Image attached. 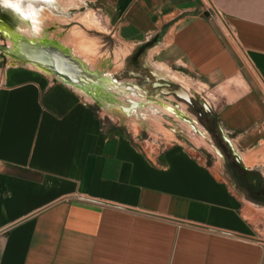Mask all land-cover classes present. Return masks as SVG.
Wrapping results in <instances>:
<instances>
[{"label": "crops", "instance_id": "crops-1", "mask_svg": "<svg viewBox=\"0 0 264 264\" xmlns=\"http://www.w3.org/2000/svg\"><path fill=\"white\" fill-rule=\"evenodd\" d=\"M92 1L132 50L207 86L235 175H264V0ZM25 63L0 84V264H264V204L220 157L141 143Z\"/></svg>", "mask_w": 264, "mask_h": 264}, {"label": "rangeland", "instance_id": "rangeland-1", "mask_svg": "<svg viewBox=\"0 0 264 264\" xmlns=\"http://www.w3.org/2000/svg\"><path fill=\"white\" fill-rule=\"evenodd\" d=\"M31 2L37 9L35 22L27 18L30 22L27 23L17 17L15 32L5 38L0 35L1 45L14 50V42L23 35L36 42L53 43L79 58L87 71L101 76L102 82L90 90L80 86L76 88L101 112L107 124L132 131L130 135L141 143L156 139L164 144L181 142L211 160L219 161L220 157L226 173L244 192L242 182L234 173L236 161L227 149L229 136L219 130L215 116L209 113L208 110H212L206 100L209 89L201 80L188 73L187 69L174 65L163 64L170 72L159 70L155 63L160 64L158 60L162 57L153 54L146 45L132 50L131 45L123 43L109 27L97 2ZM28 3L29 0H23L22 7L26 8ZM133 51L138 54L129 55ZM20 64L26 63L0 51V84L7 68ZM176 75L183 83L175 79ZM165 83L169 84L165 86L168 88L163 87ZM180 88L188 92L189 100L177 94ZM251 178L264 187V175L260 172L255 171Z\"/></svg>", "mask_w": 264, "mask_h": 264}, {"label": "water", "instance_id": "water-1", "mask_svg": "<svg viewBox=\"0 0 264 264\" xmlns=\"http://www.w3.org/2000/svg\"><path fill=\"white\" fill-rule=\"evenodd\" d=\"M21 38V37H19ZM21 39H19L20 41ZM18 41V40H17ZM2 50H4L6 53H9L10 55L17 57L23 61H30L37 63L39 66H43L45 69H54L55 66H60L62 63V60L65 59V67L63 70H72L74 71L72 74H75L74 76L83 75V71L81 70L82 66L81 64L74 59L70 53L62 51L59 47H56L53 43L49 42H43L42 44L36 43V42H25L23 44L17 43V50H11L7 46H2ZM54 72V70H53ZM62 79L73 83L74 85L78 86L77 80H72L70 77H66L68 74L62 71L56 72ZM76 79V78H75ZM168 86L169 84L165 83L164 86ZM177 94L179 96L185 98L186 100H189L188 92L184 89L180 88L179 91H177ZM207 105V103H206Z\"/></svg>", "mask_w": 264, "mask_h": 264}, {"label": "flooded vegetation", "instance_id": "flooded-vegetation-1", "mask_svg": "<svg viewBox=\"0 0 264 264\" xmlns=\"http://www.w3.org/2000/svg\"><path fill=\"white\" fill-rule=\"evenodd\" d=\"M17 17L19 19H23V21H25V22L27 21V18H23V17L19 16V14L13 12L11 9H5V8H3V11L0 12V35H1V37L5 38V36H9L12 31L15 32L16 29H14V28L17 27V25H16L17 24ZM27 23H30V22L27 21ZM21 37H23V35H21ZM24 37H26V36H24ZM19 39L20 38H18V41H19ZM18 41L14 42V45H15V49L14 50H17V43H18ZM28 41H30V42H33V41L36 42V40H28ZM37 43L42 44L41 42H38V41H37ZM1 46H5V45H1L0 44V51L5 52L4 50L1 49ZM137 48H139V47H137ZM137 54H138L137 51H136V53H135V51H133L131 53V55H133V56H135ZM81 66H82L81 70L84 73H83V75H80L79 74V76H76V79L78 81L77 82L78 83V86H80L82 88H88L90 90V88H95V86H96L97 83L102 82L101 76H99V75H97L95 73H92V72L87 71L83 67L84 65L82 63H81ZM55 69H56V72L60 71L59 70V67L58 66H55V65H54V69H53L54 72H53L52 69H50V70L47 69V70H48V72L51 71L50 73L56 74L55 73ZM72 73H70V75H72ZM56 75H58V74H56ZM66 77H69V75H67ZM70 78H72L73 81L75 80L74 79L75 78L74 75L73 76H70ZM163 87H165V86H163ZM165 88H168V87H165Z\"/></svg>", "mask_w": 264, "mask_h": 264}, {"label": "clouds", "instance_id": "clouds-1", "mask_svg": "<svg viewBox=\"0 0 264 264\" xmlns=\"http://www.w3.org/2000/svg\"><path fill=\"white\" fill-rule=\"evenodd\" d=\"M23 0H0V7L5 9H11L13 12L19 14L23 18H32L35 22V16L37 15V9L33 7L31 0L27 4V7H22Z\"/></svg>", "mask_w": 264, "mask_h": 264}, {"label": "trees", "instance_id": "trees-1", "mask_svg": "<svg viewBox=\"0 0 264 264\" xmlns=\"http://www.w3.org/2000/svg\"><path fill=\"white\" fill-rule=\"evenodd\" d=\"M238 179L242 182L243 188L246 190L247 195L257 203L264 204V187L262 184L253 183L249 176L240 175Z\"/></svg>", "mask_w": 264, "mask_h": 264}, {"label": "bare ground", "instance_id": "bare-ground-1", "mask_svg": "<svg viewBox=\"0 0 264 264\" xmlns=\"http://www.w3.org/2000/svg\"><path fill=\"white\" fill-rule=\"evenodd\" d=\"M74 1V0H73ZM9 28V27H8ZM18 35V34H17ZM20 35V34H19ZM21 40H20V42L18 41V43L20 44V46H21V44H23V43H25V42H28V40H30V39H27L26 37H21L20 38ZM17 40V39H16ZM35 40V39H34ZM34 42V41H33ZM42 42V41H41ZM37 43V42H36ZM9 48V47H8ZM10 49V48H9ZM65 59L64 60H62V63L60 64V66H58L59 67V70L60 71H62V72H65V73H67L68 75H69V77L70 76H73V75H75V74H72V75H70V73H72V72H74V71H72V70H63V68L65 67L64 65H65ZM35 64H37V63H35ZM30 66V65H29ZM155 66L156 67H158L159 68V70H161V71H164V72H168L166 69H164L162 66H159V65H157L156 63H155ZM42 69L44 68L43 66L41 67ZM47 70V69H46ZM48 71V70H47ZM51 72V71H50ZM76 78V77H75ZM74 78V79H75ZM62 79V78H61ZM175 79L176 80H178L180 83H183L182 82V80L181 79H179V78H177V77H175ZM75 80H77V79H75ZM74 85V84H73ZM77 87V86H76Z\"/></svg>", "mask_w": 264, "mask_h": 264}]
</instances>
